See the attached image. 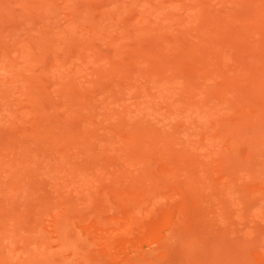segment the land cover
I'll return each instance as SVG.
<instances>
[{
	"label": "rangeland",
	"instance_id": "1",
	"mask_svg": "<svg viewBox=\"0 0 264 264\" xmlns=\"http://www.w3.org/2000/svg\"><path fill=\"white\" fill-rule=\"evenodd\" d=\"M0 264H264V0H0Z\"/></svg>",
	"mask_w": 264,
	"mask_h": 264
}]
</instances>
